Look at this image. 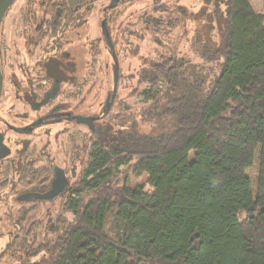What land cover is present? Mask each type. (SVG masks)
Masks as SVG:
<instances>
[{
    "label": "trees",
    "instance_id": "obj_1",
    "mask_svg": "<svg viewBox=\"0 0 264 264\" xmlns=\"http://www.w3.org/2000/svg\"><path fill=\"white\" fill-rule=\"evenodd\" d=\"M98 1L45 0L48 26H77ZM223 5L220 41L204 43L199 65L179 59L172 17H144L156 60L135 93L160 132H132L116 144L104 133L109 127L92 133L76 186L64 171L68 184L53 200L17 198L48 192L54 167L13 174L10 191L24 207L8 216L3 257L19 264H264V16L247 0ZM171 8L174 20L187 13ZM255 166L254 192L248 173ZM124 169L148 175L153 190L130 189ZM7 182L0 175V189ZM58 199L55 212L41 211Z\"/></svg>",
    "mask_w": 264,
    "mask_h": 264
},
{
    "label": "rangeland",
    "instance_id": "obj_2",
    "mask_svg": "<svg viewBox=\"0 0 264 264\" xmlns=\"http://www.w3.org/2000/svg\"><path fill=\"white\" fill-rule=\"evenodd\" d=\"M225 1L227 0H120L116 8L109 10L111 0H99L89 13L83 14L81 27L67 34L76 38L79 35L77 39H80V42L71 45L69 50L75 51L73 54L78 64L76 75L81 82L86 78L88 84L80 93L76 92L78 96L64 99L62 102L69 107H76L78 113L91 116H99L102 113L106 99L113 91L115 67L113 53L109 51L102 35V25L107 23L120 78L114 107L96 126L103 131L109 127L104 133H107L115 144L132 132L143 136L159 133V124L153 118L154 115L151 117L149 114L152 108L135 93L141 72L148 70L156 60V47L151 41V32L144 27V17H172L173 23L177 25L173 35V47L177 49L179 59L189 58L194 64L199 65L202 60L198 54L204 53V43L216 47L220 41L222 26L225 25V20L222 19ZM247 1L255 14L264 16V0ZM44 3L45 0H17L3 19L0 29V51L3 73L6 76L9 63L5 56L7 51L5 37L9 27L12 22L15 27L23 26L21 22L23 13L39 12L41 16V12H45ZM172 5L183 6L186 15L178 12L175 17L178 20H174ZM217 10L221 12L218 16ZM45 43L46 40L43 45ZM62 50H67L66 45ZM10 85L8 78L0 101V131L5 130L3 123L11 106L14 105L15 111L19 113L25 111L22 102L13 99L14 90ZM9 138L13 141L12 145L17 141L23 142L22 147L29 157L28 161L33 162L32 167L36 170L56 166L63 168L72 188L80 179L95 140L87 128L66 123L43 126L28 136L11 134ZM193 159L194 153H191L190 160ZM8 166L7 162L0 163V175L10 180L0 189V264H19L18 259L12 260L2 256L8 241L7 234L11 230V220L8 216L19 214L21 207H24L16 202L20 194L14 195L10 191L12 180L15 178L9 172ZM123 172L124 176L129 178L130 189H143L146 192L153 190L148 175L138 177L128 169H124ZM248 174L255 192L257 167L251 169ZM61 201L58 199L40 209L55 212L60 208ZM68 218L72 220V216L69 215ZM41 257L33 259L32 262L39 261Z\"/></svg>",
    "mask_w": 264,
    "mask_h": 264
},
{
    "label": "flooded vegetation",
    "instance_id": "obj_3",
    "mask_svg": "<svg viewBox=\"0 0 264 264\" xmlns=\"http://www.w3.org/2000/svg\"><path fill=\"white\" fill-rule=\"evenodd\" d=\"M23 14L21 16L23 26L15 27L12 22L5 37L7 47L5 56L9 63L7 76L3 73L1 64L3 88L5 81L9 78L10 86L14 90L13 99L22 102L25 109L24 112L19 113L15 111L14 105L11 106L3 123L5 130L0 131L1 145L9 151V155L0 159V163L7 162L8 170L12 174L31 166L33 162L28 161L29 157L22 147L23 142L17 141L12 145L13 141L9 138L11 134L28 136L43 126L62 123L82 126L93 133L88 126L78 123L79 119L93 117L96 135H98L101 129L96 124L104 119L103 117L111 110L116 100L115 98L111 101V108L106 111L105 107L111 100L113 88L99 116L78 113L76 107H69L62 102L64 99L78 96L76 92L80 93L88 84L86 78L84 82H81L76 75L78 64L73 54L75 51L69 50L71 45L80 42V39H77L79 35L77 38L74 35L72 37L67 35L70 31L73 32L81 27V23L69 28L49 27L48 24L53 21L48 19L45 12H41V16L39 12ZM102 35L108 45L103 32ZM45 40L46 43L43 45ZM64 45L67 49L65 51L62 50ZM50 95L54 97L47 101ZM45 101L47 103L44 104ZM35 124L39 126L34 127Z\"/></svg>",
    "mask_w": 264,
    "mask_h": 264
},
{
    "label": "water",
    "instance_id": "obj_4",
    "mask_svg": "<svg viewBox=\"0 0 264 264\" xmlns=\"http://www.w3.org/2000/svg\"><path fill=\"white\" fill-rule=\"evenodd\" d=\"M16 0H0V29H1V24L3 22V19L6 15V13L8 12V10L10 9V7L14 4ZM120 0H111L110 5L108 6L109 10H112L114 8L117 7L118 3ZM102 32L103 34L106 36L107 40H108V45L110 47V49L113 51L114 47L111 43V39L109 38V34L107 31V23H103L102 25ZM113 56V60L115 61V67H114V83H115V87H114V92L112 94V97L109 99L110 102L107 104V106L105 107L106 111H109V109L111 108V101L114 100L116 97V93H117V88H118V81H119V67H118V63H117V59L115 54H112ZM2 91H3V76H2V69H1V61H0V99L2 96ZM54 96L50 95L47 98L48 100H51ZM47 103L46 101L44 102V104ZM79 124L82 125H86L89 127V129L94 133L97 134V130H95V119L93 117H89V118H85V119H79L78 120ZM39 124H35L34 127H38ZM0 159H4L9 155V151L7 150L6 147H4L3 145H1L0 142ZM54 180L52 182L51 185V189L43 194H36V193H26L23 194L21 196H19L17 199L19 202L28 200V199H37L40 198L41 200H53L55 198H57L66 188L68 181H67V177L65 175V172L59 168L56 167L54 169Z\"/></svg>",
    "mask_w": 264,
    "mask_h": 264
}]
</instances>
